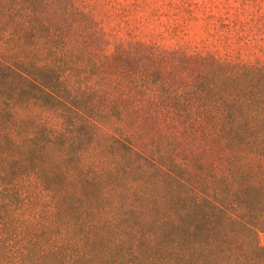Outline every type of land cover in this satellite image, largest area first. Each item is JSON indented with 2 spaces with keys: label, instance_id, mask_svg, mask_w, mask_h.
Instances as JSON below:
<instances>
[{
  "label": "trees",
  "instance_id": "obj_1",
  "mask_svg": "<svg viewBox=\"0 0 264 264\" xmlns=\"http://www.w3.org/2000/svg\"><path fill=\"white\" fill-rule=\"evenodd\" d=\"M128 7L0 0V264H264V7Z\"/></svg>",
  "mask_w": 264,
  "mask_h": 264
},
{
  "label": "rangeland",
  "instance_id": "obj_2",
  "mask_svg": "<svg viewBox=\"0 0 264 264\" xmlns=\"http://www.w3.org/2000/svg\"><path fill=\"white\" fill-rule=\"evenodd\" d=\"M114 5L120 6L127 4L129 7L128 15L130 16H141L143 20L147 11L154 9L151 18L155 21H165L168 18V14L174 12L173 5H187L190 8V15L195 14L199 17L196 20V16L191 17L192 24L198 21H212L217 14H222L223 11H232L235 6L239 4L240 0H111ZM249 5L254 4L255 0H243ZM258 4L264 7V1H259ZM261 7V8H262ZM227 8V9H226ZM187 14V13H186ZM189 17V14H187ZM232 19L230 13L222 18L223 21H229ZM163 29V27H161ZM258 242L264 245V229H259L257 233Z\"/></svg>",
  "mask_w": 264,
  "mask_h": 264
}]
</instances>
